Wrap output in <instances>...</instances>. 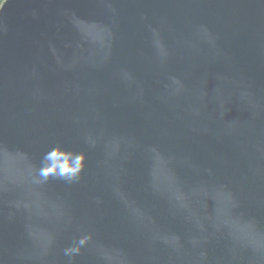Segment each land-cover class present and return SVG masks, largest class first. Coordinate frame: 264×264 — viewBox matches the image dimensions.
<instances>
[{"label":"water","instance_id":"obj_1","mask_svg":"<svg viewBox=\"0 0 264 264\" xmlns=\"http://www.w3.org/2000/svg\"><path fill=\"white\" fill-rule=\"evenodd\" d=\"M0 264H264V0H5Z\"/></svg>","mask_w":264,"mask_h":264},{"label":"clouds","instance_id":"obj_2","mask_svg":"<svg viewBox=\"0 0 264 264\" xmlns=\"http://www.w3.org/2000/svg\"><path fill=\"white\" fill-rule=\"evenodd\" d=\"M5 0H0V10L3 8ZM89 143L94 146L95 142L89 139ZM87 155L57 145L49 149L43 155L41 164L36 170L34 183H46L49 179H57L66 183H75L80 180L87 168ZM80 245L84 240L78 242ZM80 247H69L65 250L66 255L79 253Z\"/></svg>","mask_w":264,"mask_h":264}]
</instances>
